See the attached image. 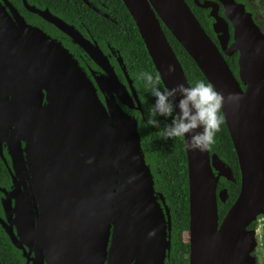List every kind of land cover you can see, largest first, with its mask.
Returning a JSON list of instances; mask_svg holds the SVG:
<instances>
[{"label":"water","instance_id":"water-1","mask_svg":"<svg viewBox=\"0 0 264 264\" xmlns=\"http://www.w3.org/2000/svg\"><path fill=\"white\" fill-rule=\"evenodd\" d=\"M122 1L164 87L190 84L162 24L208 83L235 94L222 112L239 161L241 189L222 220L218 200L226 203L229 193H218V186L222 180L236 183L234 171L210 150L185 146L189 264H256L261 236L258 225L250 227L264 218V31L244 3L195 0L211 10L221 51L186 0ZM25 4L83 47L99 74L89 75L61 43L0 0V156L5 160V149L16 174L15 189L3 201L8 216L1 221L3 229L19 249L22 239L36 240L38 264L41 258L48 264H168L173 215L147 162L135 115L143 114V105L123 57L117 55L121 75L74 26L48 9ZM236 53L237 76L226 61ZM169 65L173 72L166 71ZM27 173L32 208L18 199L19 181ZM12 197L16 206L8 215Z\"/></svg>","mask_w":264,"mask_h":264},{"label":"trees","instance_id":"trees-1","mask_svg":"<svg viewBox=\"0 0 264 264\" xmlns=\"http://www.w3.org/2000/svg\"><path fill=\"white\" fill-rule=\"evenodd\" d=\"M32 1H34L35 4L49 7L53 12L58 13L68 20H76L80 17L81 20L94 28L96 32L101 33V36L107 42L115 46L123 57L143 105V114L135 113V115L139 121V131L142 136L147 162L152 169L156 188L165 196L166 202L171 208L173 215V247L168 264H189L190 244L186 242L183 237L184 233L189 231L190 224L188 162L185 142L183 138L172 140L163 139V127L164 123H167L166 121L162 123L160 129L145 127V116L147 110L153 103V98L150 92L145 89L143 82L136 78V74L139 71H149L153 74H158V72L128 9L122 0H89L91 3H94L95 6L102 8L111 15V17L115 18L116 23H112L91 10L83 0ZM186 1L188 4H191L192 0ZM236 1L244 3L249 7L248 0ZM262 2L264 4V0H262ZM103 5H105L106 8H104ZM193 12L200 21L203 20L204 14L202 10H193ZM162 27L184 69L189 84L194 85L198 81L208 83L207 79L182 45L164 24H162ZM204 29L212 36L208 26L204 27ZM237 60L238 57L237 59L235 57L233 59L227 58V62L236 76L238 75ZM119 74L123 75L122 71ZM160 83L164 86L161 81ZM209 150L212 155H219V157L233 169L234 176L237 180L235 184L222 180L219 186H230V200L225 205L219 203V216L220 220H222L226 212L235 202L241 189L239 161L225 121L221 131L216 136L215 143ZM262 221L264 224V218ZM256 225L258 224L256 223L250 227V229L255 228ZM259 248H263L264 252V241L263 247L261 244Z\"/></svg>","mask_w":264,"mask_h":264},{"label":"flooded vegetation","instance_id":"flooded-vegetation-1","mask_svg":"<svg viewBox=\"0 0 264 264\" xmlns=\"http://www.w3.org/2000/svg\"><path fill=\"white\" fill-rule=\"evenodd\" d=\"M8 1L16 8V10L19 12L20 16L23 17L24 20L29 25L36 27L38 29H41L44 33H46V35H48L49 37H52L53 40H56L57 42L61 43V45L66 50H68L71 54H73L77 58L82 69L84 71H88L89 75L91 74L92 76H94L93 73H96V75L99 74L97 72L99 69H98L97 65L88 56V54L86 53L84 48L79 46L78 44H76L75 41L71 37H69V35L65 34L61 30H59L57 27L52 25L51 23L45 21L42 17H40L37 14L29 11L25 2L27 3V5L29 7L37 8L40 10L48 9L50 11V13L53 14L54 16H57L60 19L64 20L69 25L74 26L75 29L80 33V35L84 39V41H86L92 47H97L98 49H100L104 53V55H106L110 58V60L113 64V66L115 67L116 71L118 73L121 72L120 64H119L118 59H117V55H119V53H120L118 51V49L115 46H113L110 42H107L101 36V33L96 32L94 30V28L90 27L85 21L81 20L80 17H78V19H76V20H68L66 18H63L58 13L53 12L49 7L41 6L40 4H35V2L32 0H26V1L25 0H8ZM204 1H206V0H200L201 3H203ZM248 2H249L248 3L249 7H247V11L253 15V19H254L255 23L257 24V26H259L264 31V25H263V20H262L263 15H264V4H263L262 0H248ZM92 4L94 5V3H92ZM188 6L191 8L192 12H193V10L194 11H197V10L203 11V14H204L203 20L200 21L198 18L197 19L201 23L202 27L203 26L209 27L212 36H210L208 33L207 34L211 37V39L214 41V43L217 45V47L222 51V46H221V43L219 41V38H218V36L215 35V33L213 32V29H212L213 18L210 16L211 10L210 9L209 10L202 9L201 7H199L195 3V0H192L191 4H188ZM95 7L98 8L99 10H101L103 13L109 15L102 8L97 7V6H95ZM103 7L106 8L105 5H103ZM95 13H97V12H95ZM219 14L221 17H224V11H223L222 6H220ZM99 16H101L102 18H105L102 15H99ZM109 16L111 17V15H109ZM195 16H196V14H195ZM111 18H113V17H111ZM113 19H115V18H113ZM106 20H108V19H106ZM108 21H110V20H108ZM112 23H115V22H112ZM229 32L231 35V40H230L229 44H231L233 42L234 30H233L232 24L230 22H229ZM15 50L17 51L18 48H15ZM234 57L237 59V57H239V54L236 53L232 57H226V61H227V58L233 59ZM23 143H25V142L23 141L22 144ZM3 156H4L5 160H3L2 157L0 156V163H1V165H0V264H38L39 261H37L38 260V257H37V241L34 239L28 240V241H25L22 239L23 249H19L12 243V241L10 240L9 236L6 234V232L3 229V226L1 224V221H6L7 217H8L7 213L5 211V208L3 206V201L6 199V192L11 194L13 192V190L15 189V179H16L15 178L16 174H15L13 165L11 164L10 157L8 156V153L6 152L5 149L3 150ZM30 179H31V176L29 173H27L24 176L23 181H19V189H20L21 196L18 199H23L24 201H27L28 205L31 204V208H32L33 207L32 203L34 204V202H33L34 199H32V197L34 195L31 192L32 187L30 184ZM17 180H19V179H17ZM221 182L219 183V186H220ZM229 183H232V182H229ZM233 184H235V183H233ZM219 186H218V193L223 189H227L228 193H229L228 194L229 198H228L226 203H222L220 200H218L219 201L218 205H219V203H221L222 205H225L230 200V192H229L230 186L229 185L227 187L226 186L219 187ZM1 190H4L5 193ZM36 205H37V203H36ZM15 206H16V199L12 197L11 202H10V209H8V215H9V212L12 209V207H15ZM13 220H14V218L12 219V221ZM183 237H184L185 241L188 239L187 232L184 233ZM261 241H262V247H263L264 232L261 236ZM255 256L257 258L256 264H264L263 248H261V249L259 248L257 253L255 254ZM39 260H40V262L43 261V264H48V262L46 261L47 259L44 260V258L43 259L41 258Z\"/></svg>","mask_w":264,"mask_h":264},{"label":"clouds","instance_id":"clouds-1","mask_svg":"<svg viewBox=\"0 0 264 264\" xmlns=\"http://www.w3.org/2000/svg\"><path fill=\"white\" fill-rule=\"evenodd\" d=\"M166 71L173 72L174 67L169 65ZM136 78L153 98L145 116V127L160 129L166 121L163 139L184 138L189 151L205 152L211 148L224 123L222 109L235 94L225 95L203 81L164 87L160 83L161 75L149 71H139Z\"/></svg>","mask_w":264,"mask_h":264},{"label":"rangeland","instance_id":"rangeland-1","mask_svg":"<svg viewBox=\"0 0 264 264\" xmlns=\"http://www.w3.org/2000/svg\"><path fill=\"white\" fill-rule=\"evenodd\" d=\"M262 20H263V25H264V15H263V18H262ZM258 229H259V234H260V236H262V234H263V232H264V224H263V221L261 220L260 222H258ZM260 244H262V241L260 240Z\"/></svg>","mask_w":264,"mask_h":264}]
</instances>
